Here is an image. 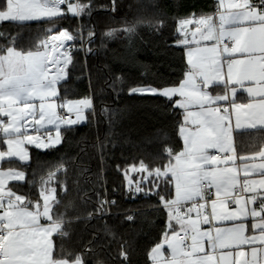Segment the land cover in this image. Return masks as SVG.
Returning a JSON list of instances; mask_svg holds the SVG:
<instances>
[{
	"label": "trees",
	"instance_id": "trees-1",
	"mask_svg": "<svg viewBox=\"0 0 264 264\" xmlns=\"http://www.w3.org/2000/svg\"><path fill=\"white\" fill-rule=\"evenodd\" d=\"M78 2L90 4L91 13L79 18L65 13L62 18L29 23L0 22V54L8 47L44 50L42 42L65 29L76 36L70 41L72 62L59 85L60 99H92L87 120L63 127L58 146L31 148L28 162L5 160L1 168L25 173L23 183L10 187L26 203L40 200L41 188L56 190L52 212L54 218L65 220L67 235L54 237V258L82 254L85 264H152L149 252L165 232H172L160 197L173 199L174 185L162 183L155 189L156 178L139 168L141 163L149 170L171 164L168 150H180L185 114L175 106V99L129 94L130 89L180 85L189 66L187 46L179 43L184 40L179 21L213 16L218 2L116 0L115 12L102 10L111 8L110 0ZM89 31L94 33L91 38ZM110 31L113 34L106 35ZM263 145V131L236 135L241 156L254 154ZM4 148L0 137V149ZM129 179L132 189L139 181L143 191L129 192ZM106 196L115 201L110 215L107 204L101 203ZM121 252H127V262Z\"/></svg>",
	"mask_w": 264,
	"mask_h": 264
},
{
	"label": "snow or ice",
	"instance_id": "snow-or-ice-1",
	"mask_svg": "<svg viewBox=\"0 0 264 264\" xmlns=\"http://www.w3.org/2000/svg\"><path fill=\"white\" fill-rule=\"evenodd\" d=\"M111 8L104 7V11L116 10V0H110ZM67 6V12L73 16L91 13V5L72 0H0V22H26L47 18H62L65 13L61 6ZM220 7H225V0H220ZM227 11L219 12V23H216L213 16H201L196 20L200 26L207 28L204 39L215 40L216 44L211 48L197 49L202 53L194 62V50L188 49V63L191 70L185 73V79L179 87L157 88L151 85L137 86L130 89L129 94H148L167 97L171 100L175 96L183 99L177 100L175 106L186 109L185 125L191 123L197 125L195 130L187 129L181 125L180 132L184 138L185 151L173 154L171 149L168 155L177 161L176 165H165L163 169L156 168L149 170L141 163L139 171H146L148 177L154 176L155 189H160L162 183H174L175 198L166 200L164 196L160 201L168 211L169 224L172 229L171 235L164 233V239L156 244L149 252L152 264H165V257L162 251L165 244L171 252V259L168 264H184L178 261L177 256L183 255L187 264H228L229 257L233 256L231 251L220 255L218 261L210 253L196 256L197 253H204V241L207 240L208 247L215 249H239L241 245H252L256 241L264 244V162L251 166L242 164L239 168L228 167L229 163L235 165L236 149L233 144V132L237 130L264 128V55L254 56L253 53L264 54V0L253 3L252 0H230L226 5ZM180 29L183 32L185 27L192 23L191 19L179 21ZM199 31V28L197 29ZM127 31H133L130 26ZM110 31L106 35L111 36ZM89 38L94 33L89 31ZM52 41H59V47L64 48L65 43L76 40L67 29L59 31L57 35L49 37ZM232 42V46L224 43L225 40ZM46 44L45 42H42ZM180 44L187 45V40ZM223 45L222 52L232 57L233 53H247L246 59L228 58L225 61L217 59L216 53L219 45ZM53 44V50L56 49ZM90 51V49H88ZM210 54V55H204ZM64 56L63 68L66 69L72 62L68 51L62 53ZM207 61V63H205ZM48 54L37 51H18L14 47H8L3 54H0V116L9 117L7 124L0 120V130L6 136L11 134L12 138L5 141L8 151H0V159L16 156L24 161L28 158V152L22 147L27 141L38 149L55 147L62 142L60 135L61 124L71 127L81 124L87 120L85 110L91 109V97L78 100H64L57 104L54 98L58 97L56 85L66 75L62 69H57V75L49 77L47 74ZM54 64H59L57 59ZM226 66L227 80H224L222 73ZM197 77L202 78L199 82ZM255 81L257 87L245 88L253 101L247 104L237 103L235 96L236 87L229 89V84L244 87V81ZM223 83L225 86L224 95H209L205 89L210 84ZM229 93L231 99L229 98ZM259 97V99H255ZM39 101V104L35 101ZM198 103L201 111L193 113L187 111V105ZM220 102H226L227 106ZM37 107L39 118L37 119ZM65 109L69 115L58 116L57 108ZM223 107V111H221ZM229 108L231 111H229ZM71 114L75 118H71ZM235 116V124L232 117ZM25 116L31 117L40 131L47 125H54L56 131L55 141L52 142L51 129H46L48 142H42L39 137L27 134L28 126L20 123ZM44 122V123H41ZM23 129V131H22ZM208 149H215L222 155H210ZM264 160V149L255 154ZM182 159L187 162L188 168L181 166ZM241 160L247 159L240 157ZM204 165H211L205 168ZM225 165V167H217ZM135 169V166L133 167ZM243 172L244 179L238 177ZM169 173L171 179L169 180ZM256 173L261 179L250 180V174ZM49 174V179H51ZM5 177L23 181L25 174L20 171L8 170L0 172V264H85L82 254L62 256L57 259L53 257V244L50 237L53 232L61 236L67 235L63 231L65 220L61 217L54 218L52 202H56L55 189L41 188L40 200L25 202V197L16 195L11 189L5 190ZM147 179V177H145ZM132 180H128L129 192H141L139 181L135 189L131 188ZM212 188L215 189L216 199L211 200V217L219 221H243L251 216L254 220L252 229L258 231L259 235L246 236V225L243 222L233 223L232 227H216L214 230L201 231V223H210L209 217L202 215L205 208V197L210 195ZM250 193L249 195H244ZM192 201L187 209L188 213L197 212V219L190 216L185 219L181 212L185 202ZM201 201V202H198ZM259 201V207H249ZM228 202L234 203L236 207L229 210ZM102 204L107 201H101ZM115 203V201H111ZM29 205H32L30 209ZM101 211L103 209H100ZM49 223L41 224V219ZM132 219L131 216L128 217ZM172 221L180 226L179 231L175 230ZM183 232L184 235H180ZM190 241V243H186ZM258 249L251 248L252 256L255 258ZM237 257L244 256L243 251L237 250ZM123 261L127 262V252H121ZM102 264V262H98ZM232 264H236L232 261Z\"/></svg>",
	"mask_w": 264,
	"mask_h": 264
},
{
	"label": "crops",
	"instance_id": "crops-1",
	"mask_svg": "<svg viewBox=\"0 0 264 264\" xmlns=\"http://www.w3.org/2000/svg\"><path fill=\"white\" fill-rule=\"evenodd\" d=\"M229 2H230V0H225V7L222 8L223 10L227 9L226 5ZM219 5H220V2H219ZM62 10L64 11V13H68L67 12V7L62 9ZM69 14H71V13H69ZM197 19L198 18H192L191 19L192 23L188 24L185 27L184 31L182 32V34L184 36V40H187L189 42L186 45L187 48L185 49V59H186L187 63H188V56H187L188 49H193L194 50L193 60L195 62L197 60V57L202 55L201 52L195 51V50L211 48L213 45L216 44V41L214 39L213 40H208V39H204L203 38V34H206L207 28L204 27V26L198 25L196 23ZM218 19H219V17H218ZM43 20H49V19L42 18L40 20H32V21L19 22V23H29V22L43 21ZM198 28H199V31L197 30ZM231 46L232 45H229V47H231ZM217 47H218V51L216 53V56H217V59L222 61V62L225 61L228 58L246 59L247 56H248L247 53H244V54L233 53L232 57H229L228 53H223L222 52V49H223V45L222 44L217 46ZM41 52H45V53L48 54L47 74H48L49 77L57 75L58 74L57 73V69L58 68L62 69V71L65 72V69L63 68V61H64V56L63 55H62V62H60L59 64H56L53 67H50V62H49L50 47H49L47 41H46V46H45L44 50H41ZM64 52H65V50H64ZM204 55H210V54H204ZM252 55L261 56V55H264V54L256 52V53H253ZM205 63H207V61H205ZM188 66H189V71H190L192 66L189 63H188ZM222 75L224 77V80H227L226 66H225V69H224V73H222ZM66 78H67V75H64L63 78L60 79L58 81L57 85H56V88H57V91H58V97H56L54 99L56 100L57 104L62 102V100L60 99V87H59V85ZM196 79L199 82L202 78L197 77ZM243 83H244V87L243 88H241L239 85H235V84H229L228 87H229V89L231 87H236L237 88V92H236V96H235V101L237 103L247 104V103L252 102L254 98L248 95V93L245 91V88L257 87V85H256L255 81L246 80ZM262 83H264V82H262ZM175 87H179V85L175 86ZM216 88H219V89H216ZM205 91H207L209 95L216 96V95H224L226 89H225L224 84L220 83V84H210L208 86V88L205 89ZM229 98L230 99L232 98L230 93H229ZM172 99H175V102H176L177 100H181L183 98L180 97V96H175ZM255 99H259V97H256ZM35 103L38 106L39 101L37 100V101H35ZM220 103L222 105H224V106H227L226 102H220ZM181 109L184 111V114H185L186 113V109H183V108H181ZM63 111L67 112L65 109H61L59 107L56 109V112H57L58 116H61V112H63ZM187 111H190V112H193V113H198V112L201 111V108H200V105L198 103H194L193 102V103H190V104L187 105ZM221 111H223V107H221ZM229 111H231L230 108H229ZM36 118L37 119L39 118L38 107H37V117ZM0 120H3L5 122V124H7L8 120H9V117L0 116ZM20 123H26V125L28 126L27 134L31 135V136H34V137H39L42 142H48V135L46 134V129H51L52 142L55 141L56 131H55V126L54 125H47L46 129L45 128H41L40 131L37 132L35 129L39 128L40 126L39 125H35V121L31 117L25 116L24 120L20 121ZM41 123H44V122H41ZM232 123H233V125L235 124V116L234 115L232 117ZM183 125H185V115H184V123H183ZM63 127H65V125L61 124L60 131H61V129H63ZM196 127H197V125L191 123V118H190L189 123H187L185 125V128H186L185 134H187V129L190 128V129H192L194 131ZM22 131H23V129H22ZM252 131H263V133H264V128L237 130V131L233 132V144H234V147L236 149V161H235V165H232L231 163H229V165H227L228 167L235 166V167L239 168V166L242 165V164H247V165L251 166L253 164H259L261 162H264V160H262L259 156L255 155L256 153H258L259 151L264 149V145L258 152L254 153V154L245 155V156H241L240 154H238V150H237V146H236V135H237V133L252 132ZM42 135H44L46 138H43ZM179 136H180V140H181V147H180V150L178 152H173V154H179V153H182V152L185 151V142H184L183 136L181 135V132H179ZM0 137L3 138V142L5 144V148L4 149H0V151L7 152L8 151V145H7V143H5V141L7 139H9V138H12V136H11V134L6 136L5 133L2 130H0ZM58 145H56V146H58ZM22 147L27 150L28 158L26 160L22 161V160L19 159V157H16V156H12V157H7L6 156L5 158L0 159V172H7L8 170H10V169H2L1 168L3 161H5V160H18L20 162H28L29 159H30V149L31 148L38 149V148L35 147V145L28 144L27 141H25L23 143ZM38 150H46V149H38ZM208 153L210 155H215L216 153H218L219 155H222L221 153L217 152V150H215V149H208ZM240 157H246L247 159L241 160ZM171 164L172 165H176L177 161L172 158ZM181 166L186 168L189 171L191 170L190 168H188L187 162L184 161L183 159L181 161ZM204 167L205 168H209V167H211V165H204ZM217 167H225V165H217ZM11 170L23 172L21 170L13 169V168ZM169 177H171V173H169ZM25 178H26V175H25ZM238 178L241 181L245 178L242 171L240 172ZM247 178L250 179V180H257L258 181L259 179H261V176L259 174H256V173H252ZM24 181H25V179L23 181H17V180H12V179H9V178L5 177V181H4L5 190H8V189L12 190V188L10 187L12 184H20V183H23ZM173 185H174V183H173ZM209 191H210L211 194L207 195L205 197V200L207 202L205 203V208L202 210V215L199 218L202 219L203 215H207L209 217L210 223H207V224L201 223L199 225L201 231H207L209 229L214 230L216 227L229 228V227L233 226V223L243 222L246 225V231H245V235L246 236H253V235H257L258 236L259 235L258 231H254L252 229V224L254 223V220H253V218L251 216H249L246 220L235 221V222L213 220L212 217H211V203L210 202H211V200L216 199L215 189L212 188ZM13 192L16 195L21 196L20 194H17L15 191H13ZM249 194L250 193H248V195ZM54 195L56 197L55 193H54ZM174 198H175V185H174V197H173V199ZM40 200H41L40 203L42 205L43 201H42L41 198H40ZM198 202H201V201H198ZM52 205H53V202H52ZM191 205H192V201H188V202L184 203L183 211H181V212L183 214H185V219H188L189 216L192 219H197L198 218L197 217V212L195 210L193 212H191V213L187 212V209L190 208ZM228 206H229V210L230 211L236 207V205L234 203H231V202H228ZM29 207H30V209L35 210V209L32 208V206H29ZM249 207L258 208L259 207V201H257V203L255 205H250ZM2 211L3 210L0 209V212H2ZM40 222H41V224L49 223L46 219H43V218L41 219ZM172 224H173V227L175 228V230L179 231L180 226L177 225L175 223V221H172ZM180 233H182V232H180ZM57 234H58L57 232H53L51 237H50V240L52 241L53 246H54V237ZM168 234L170 236L171 232L168 233ZM163 239H164V237H163ZM252 247H255V248L258 249L255 258H253V256H252V252H251V248ZM237 250L243 251L245 253V255L237 257L235 255ZM162 251H163L164 257H165V264H168V261H170V259H171V252H170V249L168 248L167 244L164 245ZM228 251H231L233 253V256L229 257L228 264H232V261H235L236 264H264V244H261L259 241H256L252 245H247V244L241 245L239 249H236V248L233 247V248H230V249H215V250H213V249L208 247L207 240L205 239V241H204V253H197L191 259H195L196 256L204 255L205 253H210V254H212L214 256L215 260L218 261L219 258H220V255L223 254L224 252H228ZM177 260L178 261L183 260L184 264H187V261H186V259H184L182 254L177 256Z\"/></svg>",
	"mask_w": 264,
	"mask_h": 264
},
{
	"label": "built area",
	"instance_id": "built-area-1",
	"mask_svg": "<svg viewBox=\"0 0 264 264\" xmlns=\"http://www.w3.org/2000/svg\"><path fill=\"white\" fill-rule=\"evenodd\" d=\"M217 2H218V4L216 5V7H215V9H214V13H213V17H214V19H215V22L216 23H219V19H218V17H219V12H221V11H224V12H226L227 11V9H222L221 7H220V5H219V2H220V0H216ZM72 2L73 3H76V2H78V0H72ZM252 2L253 3H259V0H252ZM67 6L66 5H62L61 6V8L62 9H64V8H66ZM79 18V17H78ZM56 35V34H55ZM52 36H54V35H52ZM51 37V36H50ZM47 43H48V45H49V47H50V56H49V62H50V67H53V66H55L56 64H54L53 63V61H56L57 59H59V61L60 62H62V53H64V50L65 49H68V51L70 52L71 51V49H72V46L70 45V41L69 42H66L65 43V47L64 48H60L59 47V41H52V40H50L49 38L47 39ZM224 43H227V44H229V45H232V42H230V41H228L227 39L224 41ZM53 44H55L57 47H56V49L55 50H53ZM67 116V115H69L67 112H65V111H63V112H61V116ZM71 118L72 119H74L75 118V115L74 114H71ZM42 137L43 138H46L44 135H42ZM215 155H219L218 153H216ZM135 195H136V193H135ZM244 195H248V193H245ZM105 201H107V207H108V215H110L111 213H110V210H109V208H110V206L113 204V203H111V201H113L112 199H110V198H108V196H106V198H105ZM184 206V205H183ZM181 211H183V207L181 208ZM180 235H184V233L182 232V233H180ZM186 243H190V241H186Z\"/></svg>",
	"mask_w": 264,
	"mask_h": 264
},
{
	"label": "rangeland",
	"instance_id": "rangeland-1",
	"mask_svg": "<svg viewBox=\"0 0 264 264\" xmlns=\"http://www.w3.org/2000/svg\"><path fill=\"white\" fill-rule=\"evenodd\" d=\"M64 101V100H63ZM88 110V109H87ZM85 112H86V110H85ZM85 114V113H84Z\"/></svg>",
	"mask_w": 264,
	"mask_h": 264
}]
</instances>
